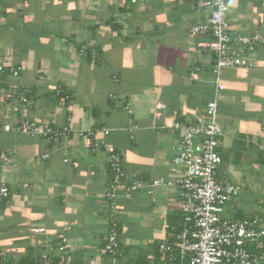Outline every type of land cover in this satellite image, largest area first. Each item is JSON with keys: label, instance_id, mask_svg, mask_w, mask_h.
Segmentation results:
<instances>
[{"label": "crops", "instance_id": "1", "mask_svg": "<svg viewBox=\"0 0 264 264\" xmlns=\"http://www.w3.org/2000/svg\"><path fill=\"white\" fill-rule=\"evenodd\" d=\"M203 2L0 0V61L17 69L0 73V125L55 119L70 127L56 138L0 130V181L9 188L0 199V258L109 263L103 140L121 154L128 178L181 173L171 162L179 137L170 126L202 115L214 91V55L201 45L211 37L190 31L209 15ZM227 5L231 35L264 33V0ZM244 57L253 66L220 74L217 177L223 164L242 189L226 207L230 216L264 212V44ZM88 130L91 144L81 134ZM6 155L12 161L3 164ZM117 216L120 259L159 264L155 247L183 222L179 189L137 191Z\"/></svg>", "mask_w": 264, "mask_h": 264}, {"label": "built area", "instance_id": "2", "mask_svg": "<svg viewBox=\"0 0 264 264\" xmlns=\"http://www.w3.org/2000/svg\"><path fill=\"white\" fill-rule=\"evenodd\" d=\"M136 2L137 0H129ZM210 6L206 20L190 28L193 34L210 35L211 39L201 45L214 55L212 98L206 103L202 115L181 118L170 128L178 133V143L173 147V167H180L176 177L146 179L135 176L128 178L122 166V156L115 147L102 141L108 155L110 183L105 191L108 203V228L104 233L103 251L109 257L108 264H120L122 252L119 244L118 206L122 200L131 198L137 191L155 186L169 185L179 189L182 224L174 228L169 238L157 245L159 264H264V218L260 213L244 216H228L226 207L241 193V187L232 181L217 177L221 157L217 151L221 128L218 119V98L225 85L220 74L226 68L251 67L252 62L244 57L264 44V33L255 31L250 35H231L226 19L227 0H204ZM9 69L17 74L15 67H8L0 61V73ZM193 76V73H191ZM165 104L157 105L155 118H160ZM163 128V127H162ZM69 125H58L55 119L45 124L25 119L16 124L0 125V130L56 138L69 131ZM103 134L108 129H102ZM93 131L82 135L91 144ZM49 156L48 153L43 157ZM3 164L12 161L3 156ZM9 188L0 181V199L8 196ZM64 241V238H62ZM0 264H68L65 260L38 263L7 261L0 258Z\"/></svg>", "mask_w": 264, "mask_h": 264}, {"label": "trees", "instance_id": "3", "mask_svg": "<svg viewBox=\"0 0 264 264\" xmlns=\"http://www.w3.org/2000/svg\"><path fill=\"white\" fill-rule=\"evenodd\" d=\"M56 91L58 92L57 96H59V98H61L63 100L70 101V99L72 98L71 93L69 91H66L62 86H58L56 88ZM260 214L264 218V212L260 213ZM241 216H244V215H241ZM155 248H157V246ZM157 256H158L157 258H159L158 251H157ZM157 260H154L153 263L156 264ZM119 262H120V264H148V261H146L142 256H140L139 258H136L135 260H129L128 259L127 261L121 260L119 258ZM23 263H27V262H23Z\"/></svg>", "mask_w": 264, "mask_h": 264}, {"label": "rangeland", "instance_id": "4", "mask_svg": "<svg viewBox=\"0 0 264 264\" xmlns=\"http://www.w3.org/2000/svg\"><path fill=\"white\" fill-rule=\"evenodd\" d=\"M217 121H218V123H219V125H220V120H219V116H218V119H217ZM218 172H219V178L221 179V180H227V181H232V182H235V179H236V177L235 176H233V174H232V172L230 171V169H229V167L227 168L226 166H224L223 164H222V166H220L219 167V170H218ZM253 208V206L251 207V206H249V205H246V206H243V210L247 213L249 210H251ZM227 209H228V207H227ZM227 215H231L232 213H226ZM242 215V213L241 214H238V215H235V216H241ZM233 216V215H232ZM231 216V217H232ZM183 217V216H182Z\"/></svg>", "mask_w": 264, "mask_h": 264}]
</instances>
